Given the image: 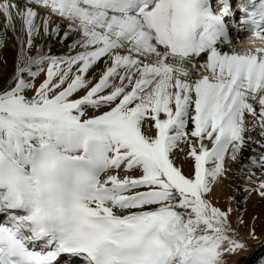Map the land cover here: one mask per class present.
Masks as SVG:
<instances>
[{"label": "snow or ice", "instance_id": "6c2138e0", "mask_svg": "<svg viewBox=\"0 0 264 264\" xmlns=\"http://www.w3.org/2000/svg\"><path fill=\"white\" fill-rule=\"evenodd\" d=\"M237 7L239 25L230 0H0V47L7 32L19 45L0 89V264H227L247 250L210 199L249 145L241 175L264 176V0ZM73 33L63 56L35 44Z\"/></svg>", "mask_w": 264, "mask_h": 264}, {"label": "bare ground", "instance_id": "6f19581e", "mask_svg": "<svg viewBox=\"0 0 264 264\" xmlns=\"http://www.w3.org/2000/svg\"><path fill=\"white\" fill-rule=\"evenodd\" d=\"M18 2H22V0H18ZM42 14L43 12L41 10V15ZM57 22H59V17H52V21L50 22V31ZM2 25L3 20L0 18V31H3ZM66 26L67 21L60 22L61 36L66 31ZM17 27L19 28V24H17ZM76 35L77 34L75 33L70 34L68 39L63 43H61L60 36L55 38L49 36L44 39L36 37L35 44H42L44 52H49L50 50L51 55L63 56L69 52L68 45L72 43V41L76 38ZM24 39H27L26 35ZM234 47L236 48V46ZM18 48L19 45L17 44L15 37L12 36L11 32H7L6 37L3 40V46L0 47V89H3L5 83L14 71ZM236 49L239 50L238 48ZM224 50H230V48H224ZM32 54H35V49H33ZM43 78L44 77L42 73L39 77H37L36 84L38 85ZM28 95L30 96L31 93H28ZM253 135H255V133H253ZM205 143L207 147H211L210 142L206 141ZM252 147L254 146L249 145L246 149H242L237 162H231L227 156L225 157V167L226 169H231V171L226 173L229 178L222 179L217 184H215L213 186V191L210 194V199L213 206L220 208L221 210H227L229 207L232 209L233 207L232 199L229 201V197H233V189L230 187L229 189H231V192L228 194L229 186L240 185L244 190L242 195L248 196L247 193L250 195L248 196L249 199H247V209L250 211L247 213L248 216L243 220V223H240V218H236V214L233 212V210L229 216V222L239 233V235L236 236V239L245 243L247 250H241L234 255L225 257L227 264H256L258 258L264 254V199H262L256 194L255 191L252 190L255 188L256 183H253L252 179L249 177L250 174L254 172L253 170L255 167H251L249 173L248 168H243V175H241L242 166L250 164L249 157L253 155L251 150ZM179 166L183 168L185 174H188L190 170V162H184L179 164ZM260 173V171H256L258 176L261 175ZM262 177L264 179V176ZM249 188L250 191H248ZM250 229L255 230V234L258 239L253 240L249 237Z\"/></svg>", "mask_w": 264, "mask_h": 264}, {"label": "rangeland", "instance_id": "374dc122", "mask_svg": "<svg viewBox=\"0 0 264 264\" xmlns=\"http://www.w3.org/2000/svg\"><path fill=\"white\" fill-rule=\"evenodd\" d=\"M253 171L254 172H252V173H255V174H256V171H260L261 172V170H259L257 168H254ZM248 173H249V170H248ZM249 177L252 179L253 183H256V184L259 183V180L257 179V177H260V179H263V177L261 175L258 176L257 174L256 175H251L250 174ZM230 187L233 189V191H232V194H233V197H232V203H233L232 210L236 214V218H240V219L244 220V219L247 218V216H248L247 213L250 211V210L247 209L248 208V200L247 199H249L248 196H250V195L247 193L248 196H243L242 194H243L244 190H243V188H241L240 185L229 186L228 187V194H230V192H231V189H229ZM244 188H246V187H244ZM248 191H250V188L248 189ZM246 197H248V198H246ZM197 234H201V233H197Z\"/></svg>", "mask_w": 264, "mask_h": 264}]
</instances>
